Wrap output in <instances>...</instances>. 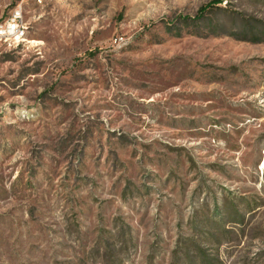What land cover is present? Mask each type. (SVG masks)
<instances>
[{
	"label": "rangeland",
	"instance_id": "obj_1",
	"mask_svg": "<svg viewBox=\"0 0 264 264\" xmlns=\"http://www.w3.org/2000/svg\"><path fill=\"white\" fill-rule=\"evenodd\" d=\"M209 1L0 0V264H264V0Z\"/></svg>",
	"mask_w": 264,
	"mask_h": 264
},
{
	"label": "built area",
	"instance_id": "obj_2",
	"mask_svg": "<svg viewBox=\"0 0 264 264\" xmlns=\"http://www.w3.org/2000/svg\"><path fill=\"white\" fill-rule=\"evenodd\" d=\"M9 16V25L6 28L0 29V32L9 33V41H2L10 44H16L20 40V34L25 33V25L21 18V12L19 9H14Z\"/></svg>",
	"mask_w": 264,
	"mask_h": 264
},
{
	"label": "trees",
	"instance_id": "obj_3",
	"mask_svg": "<svg viewBox=\"0 0 264 264\" xmlns=\"http://www.w3.org/2000/svg\"><path fill=\"white\" fill-rule=\"evenodd\" d=\"M222 0H211L203 5H201L196 13L193 15L192 20L193 21H197L200 22L204 19V17L206 16V14L213 8L216 6L217 3L221 2Z\"/></svg>",
	"mask_w": 264,
	"mask_h": 264
},
{
	"label": "bare ground",
	"instance_id": "obj_4",
	"mask_svg": "<svg viewBox=\"0 0 264 264\" xmlns=\"http://www.w3.org/2000/svg\"><path fill=\"white\" fill-rule=\"evenodd\" d=\"M0 29H2V28H0ZM0 33H2V34H6L5 32H0Z\"/></svg>",
	"mask_w": 264,
	"mask_h": 264
}]
</instances>
